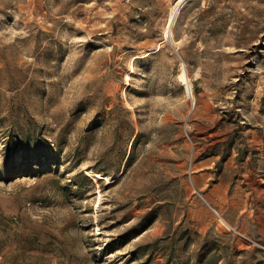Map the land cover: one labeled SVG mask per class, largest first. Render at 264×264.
<instances>
[{
  "label": "rangeland",
  "instance_id": "rangeland-1",
  "mask_svg": "<svg viewBox=\"0 0 264 264\" xmlns=\"http://www.w3.org/2000/svg\"><path fill=\"white\" fill-rule=\"evenodd\" d=\"M0 264H264V0H0Z\"/></svg>",
  "mask_w": 264,
  "mask_h": 264
},
{
  "label": "bare ground",
  "instance_id": "bare-ground-1",
  "mask_svg": "<svg viewBox=\"0 0 264 264\" xmlns=\"http://www.w3.org/2000/svg\"><path fill=\"white\" fill-rule=\"evenodd\" d=\"M170 11V15H169V18H168V22L166 24V34L169 33V30H170V27H169V21L172 19L175 11H174V7L173 8H170L169 9ZM178 82L180 83L181 87L184 88L185 92H186V89L189 90V93L190 95L192 96V99H193V88H191V80H190V76H189V73L187 71V68L185 65L181 64V67H180V72L178 74ZM187 95V93H186ZM223 222V221H222ZM221 223V222H220ZM222 224V223H221ZM226 225V224H225ZM227 226V225H226ZM228 227V226H227ZM229 229V228H228Z\"/></svg>",
  "mask_w": 264,
  "mask_h": 264
},
{
  "label": "built area",
  "instance_id": "built-area-1",
  "mask_svg": "<svg viewBox=\"0 0 264 264\" xmlns=\"http://www.w3.org/2000/svg\"><path fill=\"white\" fill-rule=\"evenodd\" d=\"M186 93H187V97H188V99L192 98V96L190 95V93H189V90H188V89H186Z\"/></svg>",
  "mask_w": 264,
  "mask_h": 264
}]
</instances>
